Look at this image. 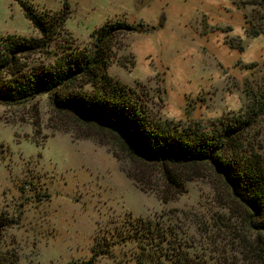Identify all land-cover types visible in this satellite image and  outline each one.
Listing matches in <instances>:
<instances>
[{"label":"rangeland","instance_id":"1","mask_svg":"<svg viewBox=\"0 0 264 264\" xmlns=\"http://www.w3.org/2000/svg\"><path fill=\"white\" fill-rule=\"evenodd\" d=\"M22 1L38 15L64 18L51 52L92 49L108 26L107 73L141 94L161 121L207 126L243 115L253 95L264 107L263 0ZM250 26L259 34L250 35ZM8 34L41 36L19 0H0V36ZM46 54L25 61H51ZM247 133L264 157V113ZM178 170L194 177L172 197L158 167L55 109L48 93L0 103V258L139 264L161 251L150 225L164 230L163 251L175 246L206 264H251L229 233L243 226V208L220 177L206 164ZM261 254L264 264V247Z\"/></svg>","mask_w":264,"mask_h":264},{"label":"trees","instance_id":"2","mask_svg":"<svg viewBox=\"0 0 264 264\" xmlns=\"http://www.w3.org/2000/svg\"><path fill=\"white\" fill-rule=\"evenodd\" d=\"M19 1L26 17L41 36H0V103L27 102L40 93H48L55 109L92 128L94 133L110 138L114 146L144 166L158 167L162 180L173 190L172 197L184 192L185 182L194 177L178 169H196L206 164L243 208V226L241 229L232 227L233 230L229 231L237 241L235 250L241 253L247 249L251 264L261 263V248L264 247V157L246 139L249 127L264 113L261 100L253 95L243 115L227 116L207 126L200 121L188 125L161 121L147 110L141 94L107 73L108 26L99 31L92 49L51 52L48 49L50 41L64 18L57 19L46 13L38 15L22 0ZM262 2L264 5V0ZM254 28L249 27L250 35L259 34ZM45 51L48 56L52 53L51 61L33 64L25 61L30 54ZM78 82H81L79 86L76 85ZM87 84L93 89L86 90L84 86ZM218 224L230 228L222 219H218ZM147 229L152 245L161 251L148 253L149 259L144 258L139 264H146L148 260L151 264H206L197 255L192 256L189 251L175 246H167L163 251L161 242L167 239L164 230L155 232L150 225ZM0 264L10 263L0 258ZM69 264L93 262L90 259Z\"/></svg>","mask_w":264,"mask_h":264}]
</instances>
